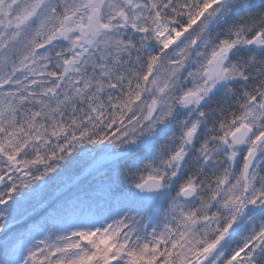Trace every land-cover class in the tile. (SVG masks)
<instances>
[{"label": "snow or ice", "instance_id": "6c2138e0", "mask_svg": "<svg viewBox=\"0 0 264 264\" xmlns=\"http://www.w3.org/2000/svg\"><path fill=\"white\" fill-rule=\"evenodd\" d=\"M0 264H264V0H0Z\"/></svg>", "mask_w": 264, "mask_h": 264}]
</instances>
